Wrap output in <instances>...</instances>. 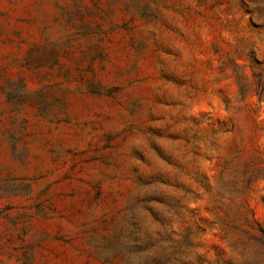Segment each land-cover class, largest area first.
I'll list each match as a JSON object with an SVG mask.
<instances>
[{"label": "rangeland", "instance_id": "374dc122", "mask_svg": "<svg viewBox=\"0 0 264 264\" xmlns=\"http://www.w3.org/2000/svg\"><path fill=\"white\" fill-rule=\"evenodd\" d=\"M0 264H264V0H0Z\"/></svg>", "mask_w": 264, "mask_h": 264}]
</instances>
